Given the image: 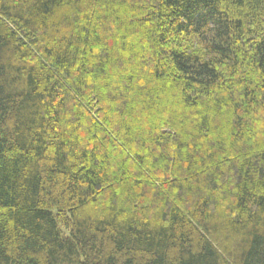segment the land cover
Instances as JSON below:
<instances>
[{"label":"trees","instance_id":"1","mask_svg":"<svg viewBox=\"0 0 264 264\" xmlns=\"http://www.w3.org/2000/svg\"><path fill=\"white\" fill-rule=\"evenodd\" d=\"M0 264H264V0H0Z\"/></svg>","mask_w":264,"mask_h":264}]
</instances>
